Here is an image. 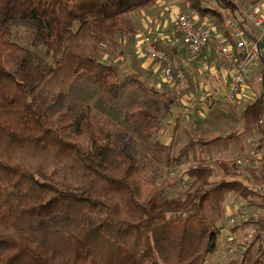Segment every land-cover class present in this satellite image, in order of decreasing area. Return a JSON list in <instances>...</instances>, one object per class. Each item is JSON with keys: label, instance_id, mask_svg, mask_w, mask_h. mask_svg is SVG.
Here are the masks:
<instances>
[{"label": "trees", "instance_id": "16d2710c", "mask_svg": "<svg viewBox=\"0 0 264 264\" xmlns=\"http://www.w3.org/2000/svg\"><path fill=\"white\" fill-rule=\"evenodd\" d=\"M159 1L0 0V264H208L229 197L260 210L233 228L254 227L230 262L264 264L260 96L242 113L243 126L260 134L258 163L199 162L186 170L187 189L173 196L142 172L122 138L96 123L88 103L69 94L81 79L98 88L114 80L115 93L147 90L134 76L121 79L97 52L108 38L132 33L130 13ZM175 2L198 22L224 29L233 16L247 35L257 34L231 1ZM10 26L29 30L51 65L34 68V52L11 40ZM139 113L149 129L155 118Z\"/></svg>", "mask_w": 264, "mask_h": 264}, {"label": "rangeland", "instance_id": "374dc122", "mask_svg": "<svg viewBox=\"0 0 264 264\" xmlns=\"http://www.w3.org/2000/svg\"><path fill=\"white\" fill-rule=\"evenodd\" d=\"M205 1L212 7H219L220 4H228L231 1L232 4L240 7L242 15L241 18H245L244 14L249 6L259 5V3L264 2V0ZM159 2L160 3L157 9L160 12L157 17H161L159 19L161 22L159 23L162 27L159 32L169 37V40L175 34V30L172 24H170L171 19L174 18L177 11L184 12V10L177 2H175V0H160ZM168 7H177V9H168ZM154 9L156 10V8ZM144 10H146L145 16H147V18H151L148 8ZM156 24L158 25L157 22ZM154 26L155 25L150 27L151 33L149 31L148 33H150L149 37L155 40L156 34L153 33ZM9 29L12 41L16 42L22 47L29 48L34 52V68L46 69L49 65H51V58L45 53L44 46L38 45L33 47L31 45V33L29 30L15 26H10ZM156 44L164 46L159 42H156ZM107 60L110 61L109 64L117 69V73L121 75V79H125L128 76H134L137 80L144 81L146 80V78H144L145 75L147 76V79H151L150 73H148L147 70H139V68H142L141 63L143 59H140L141 61H139L135 58V56H132L130 54V47H128V45H125V47H122L120 44L119 47L114 46L112 54L108 56ZM152 75L153 74H151V76ZM116 79H118V77ZM115 82L116 81L110 79L106 84V89L105 87L98 88L97 86L92 85L86 79L76 80L70 84L69 94L74 100L76 99L80 102L88 103L91 106L92 116L96 123L109 130L112 136L117 138L119 141L120 138H122L125 144L129 147V150L136 154L139 164H141L143 167L142 172L147 177L156 175L158 184L166 188V190H168L173 196L179 194L182 181L187 176L185 173L189 166L195 165L202 161L213 166L222 159V155L225 153L227 145H231L233 142L235 145H243L244 143L243 137L248 132L243 129V124L241 121L236 120L235 115H240V112H242L245 106L239 111L236 109L233 114L230 113L229 110L232 108L230 102H233L234 100L228 102L227 100H222L219 102V109L216 108L210 112L207 110V116L205 115L203 118H194V120L189 123L187 128L183 126V132L186 136L188 144L185 141L179 150H175L176 146L172 145V149L169 150V152L165 150L160 152L152 144L154 138L149 133L154 131V127L151 125L155 121H150L149 125L151 127L147 129L144 127L145 124L143 125L142 122H139L138 115H140L139 112L141 110H146L148 114L159 117L165 114L164 108H162L158 103H150V100L156 101V97L150 90L137 91L134 90V88L127 87L115 93L114 87L110 89L111 87L109 86L108 89V84ZM117 83H120V79H118ZM147 84H149V82H147ZM170 90L174 94V98L176 100L183 97L184 93L178 89L170 88ZM191 91L193 93L195 92L192 88ZM148 101L149 103H146ZM181 107L182 105L178 104L177 109H179V114L177 116H179V119L181 118L180 120L186 118L190 119L198 111L196 110L190 116H182ZM125 109L126 113L132 114V116H130L131 119L129 120L126 119V114L123 115V111ZM177 109L175 108V111H177ZM229 116L231 117L227 118ZM122 122H124V124H122ZM196 124L199 128L197 130L194 128V125ZM211 137H214V139H211ZM215 137L218 138L216 139ZM177 139L178 137L175 139V141H177ZM155 154L157 157H155ZM166 156H168V159ZM229 157H234V155ZM222 161L235 162L236 160L230 159ZM169 182H175L176 184L169 186ZM228 203L231 205L235 202L229 197ZM259 211L260 210L258 208L251 207L250 217L256 216ZM253 229L254 227L240 228L238 231H236L234 242L247 246L252 240ZM236 253L234 254V258L239 255ZM212 260L213 254L209 256L208 264H210Z\"/></svg>", "mask_w": 264, "mask_h": 264}, {"label": "built area", "instance_id": "2783aa9c", "mask_svg": "<svg viewBox=\"0 0 264 264\" xmlns=\"http://www.w3.org/2000/svg\"><path fill=\"white\" fill-rule=\"evenodd\" d=\"M244 16L257 30V34L254 37L247 35L241 28L238 19L229 16L225 27L230 33L233 43L217 39L212 26L205 22H198L195 16L186 12H178L171 19L175 34L169 39L167 48L157 46L148 34L141 36L140 44L144 57L160 68L165 83L173 85L184 93L181 102L182 116L192 115L197 110L199 102L206 98L207 93L201 91L196 94L191 91L190 80L179 59L172 54V50L178 46H184L189 53L195 55L210 45L217 69L227 75L224 99L233 101L242 90L245 74L256 59L264 54V15L261 8L258 5L249 6ZM260 123H264L263 118ZM260 159L261 154L256 148V142L250 141L244 157L237 159L235 163L238 166L257 164ZM187 181L188 177L186 176L182 181L180 192L187 189ZM261 191L264 192V186L261 187ZM249 218L250 211L243 200L236 201L230 210H225L222 220L218 224L217 247L210 264H230V259L234 258V254L244 249L241 244L234 242L236 231L233 228Z\"/></svg>", "mask_w": 264, "mask_h": 264}, {"label": "crops", "instance_id": "0c3cea01", "mask_svg": "<svg viewBox=\"0 0 264 264\" xmlns=\"http://www.w3.org/2000/svg\"><path fill=\"white\" fill-rule=\"evenodd\" d=\"M159 3L153 8H148V11L151 14V18H147V16H145L146 10L144 9H139L138 11L130 13L129 19L131 22L132 33L125 34L123 36H114L112 38H108L99 47L97 56L99 60L110 63V61L107 60L108 56L112 54L114 46L119 47L120 44L122 47L128 45V47H130V54L132 56H135L137 60L141 61L140 59H143L141 63L142 68H139V70H147V72L150 73L151 78L147 79V76L145 75L144 78H146V80H142L143 85L146 86L147 90H150L151 92L153 90L152 93L156 97V101L153 100V103H158L162 108H164L165 111V114L159 117L153 115V117L155 118V122L151 125L152 127H154L152 137L154 138V141H157L160 145L168 147L169 149L167 150V152H169V150L172 149V145L176 146L175 150H179L183 146V143L185 141L187 142L186 136L183 132V126L187 128L189 126V123L193 121L194 118H203L206 115L207 110H209L210 112L219 107V102H221L222 100L226 101L224 99V93L227 86V75L217 69L210 45H207L199 54L195 55L189 53L184 46H178L177 48L172 50V54L179 59L181 66L186 72L190 80L191 88L195 91L194 93L198 94L201 91H205L207 93L206 98L203 101L199 102L197 108L198 111L196 114H194L195 116L193 115L190 119L188 118L189 120L187 118L182 120H180L181 118L179 119V116H177L179 114V109H177V106L178 104L181 105L183 97L178 100L174 98V94L172 93L170 88H176L173 85L167 84L163 81L160 68L155 63L145 58L141 50V36L142 34L150 35V27L153 25H155L153 33L156 34V39H152L154 40L155 44L156 42H159L160 44L164 45L160 46L156 44L159 47H168L169 37L159 32V30L162 29L159 23L161 22V20H159L161 17H157L160 12L157 9ZM258 6L261 8V12L264 15V2L259 3ZM154 8H156V10ZM168 9L176 10L177 7H168ZM178 12L179 11H177L176 14ZM156 22L158 23V25L156 24ZM225 28L220 29L217 27H212L214 36L223 42L233 43L230 33L228 32L227 28L226 30ZM148 31L150 33H148ZM151 74H153V77L151 76ZM147 82H149V84H147ZM258 96H260L264 102V54L260 55L256 59L248 72L245 74L242 90L239 96L233 102H230L232 108L231 110H229V112L234 114L236 109L239 111L242 107H246ZM175 108L177 109V111H175ZM243 110L242 112H240V115H235L236 120L241 121V123ZM125 114L126 109L123 111V115ZM230 117L231 116L227 118ZM122 124H124V122H122ZM194 128L195 130L199 129L197 127V124L194 125ZM243 129L248 132L243 137V145H235L234 142L231 145H227L225 153L222 155L221 160H237L239 158H243L248 143L250 141H254L256 143L258 142L260 134L256 130L247 129L245 126H243ZM177 137L178 139L177 141H175ZM215 138L217 139L218 137ZM211 139H214V137H211ZM231 155H234V157H229ZM166 158L168 159V156H166ZM233 204L229 205L227 199L226 208L230 210Z\"/></svg>", "mask_w": 264, "mask_h": 264}, {"label": "water", "instance_id": "95a60500", "mask_svg": "<svg viewBox=\"0 0 264 264\" xmlns=\"http://www.w3.org/2000/svg\"><path fill=\"white\" fill-rule=\"evenodd\" d=\"M261 47H262V44H261Z\"/></svg>", "mask_w": 264, "mask_h": 264}]
</instances>
